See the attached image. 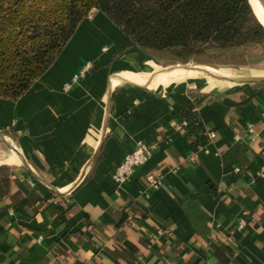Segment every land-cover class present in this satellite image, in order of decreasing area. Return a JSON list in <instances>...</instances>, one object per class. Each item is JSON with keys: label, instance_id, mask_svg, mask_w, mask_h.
Masks as SVG:
<instances>
[{"label": "crops", "instance_id": "0c3cea01", "mask_svg": "<svg viewBox=\"0 0 264 264\" xmlns=\"http://www.w3.org/2000/svg\"><path fill=\"white\" fill-rule=\"evenodd\" d=\"M148 51L94 7L22 95L0 97V165L10 168L0 264H264V176L250 182L264 159V66L167 72ZM186 101L206 139L216 131L195 162L187 155L200 133L174 126ZM140 138L154 144L150 158L117 183V164ZM157 169L165 182L144 192Z\"/></svg>", "mask_w": 264, "mask_h": 264}, {"label": "trees", "instance_id": "16d2710c", "mask_svg": "<svg viewBox=\"0 0 264 264\" xmlns=\"http://www.w3.org/2000/svg\"><path fill=\"white\" fill-rule=\"evenodd\" d=\"M103 10L134 45L189 58L208 48L264 39V24L250 0H0V97L22 95L56 59L92 8ZM180 63V61H175ZM194 103L180 108L205 142ZM0 196L10 168L0 165Z\"/></svg>", "mask_w": 264, "mask_h": 264}, {"label": "built area", "instance_id": "2783aa9c", "mask_svg": "<svg viewBox=\"0 0 264 264\" xmlns=\"http://www.w3.org/2000/svg\"><path fill=\"white\" fill-rule=\"evenodd\" d=\"M92 63H93L92 60H87L83 64V66L71 76L69 80H66L64 82L63 87L65 89L71 88L74 83L78 82L80 78L83 77L90 70ZM261 115L264 116V106L261 109ZM199 118H201L200 114H199ZM174 126L176 130H180V131L184 130L189 126V119L184 115H180L175 120ZM246 129L250 133H253L255 131V122L249 121L247 123ZM215 135H216L215 130L208 131L206 141L205 142L198 141L187 155L189 161L195 162L199 156V153L202 151L210 152L208 143L214 138ZM234 137L236 140H238L241 138V134L236 133ZM153 147L154 144H151L150 142L142 138L137 139L133 148L130 151H128L120 160V162L117 164L113 172L114 180L117 183H122L126 181L136 167L148 161V159L152 154ZM262 154L264 158V149L262 150ZM178 168L179 165L172 166L169 168V171L176 172ZM233 169L236 173L242 172V167L240 165H235ZM262 176H264V159L261 162V164L250 173V182H255L259 177ZM165 177H166V171L163 169H157L147 172L146 179L148 181V185L147 187L143 188V191L148 192L150 191L151 188H157L161 186L165 182ZM245 223H246V218L244 217V215H241L238 221L239 227H243Z\"/></svg>", "mask_w": 264, "mask_h": 264}, {"label": "rangeland", "instance_id": "374dc122", "mask_svg": "<svg viewBox=\"0 0 264 264\" xmlns=\"http://www.w3.org/2000/svg\"><path fill=\"white\" fill-rule=\"evenodd\" d=\"M264 7V0H259ZM264 9V8H263ZM148 54L154 55L158 60L164 62L161 66L166 69L161 71H172L180 65L185 66H212L217 71H229L241 73L252 71L259 66H264V39L261 41L248 42L225 48H208L205 52L195 54L189 58H180L171 51H158L149 49ZM175 61H180L176 63ZM202 70H194L191 73H201ZM187 72L185 68H179L173 74L183 76ZM226 74V73H224ZM165 73L159 77L164 78ZM212 83H217L213 80ZM211 83V84H212ZM5 174L0 172V177Z\"/></svg>", "mask_w": 264, "mask_h": 264}, {"label": "bare ground", "instance_id": "6f19581e", "mask_svg": "<svg viewBox=\"0 0 264 264\" xmlns=\"http://www.w3.org/2000/svg\"><path fill=\"white\" fill-rule=\"evenodd\" d=\"M250 1H251V3H252V6H253V8H254V11H255L256 15H257L258 17H260V19H262V20L264 21V11L262 10V7H261V5H260L259 0H250ZM262 20H261V21H262ZM262 23H263V22H262ZM263 24H264V23H263ZM135 80L139 81V83H143V81L140 80V79H135ZM163 80H164V78H160V80H156V83L163 82ZM170 80H172L171 77H170Z\"/></svg>", "mask_w": 264, "mask_h": 264}, {"label": "water", "instance_id": "95a60500", "mask_svg": "<svg viewBox=\"0 0 264 264\" xmlns=\"http://www.w3.org/2000/svg\"><path fill=\"white\" fill-rule=\"evenodd\" d=\"M251 2V1H250ZM252 5V3H251ZM253 7V6H252ZM254 9V8H253ZM259 18V17H258ZM261 21V20H260ZM262 22V21H261ZM210 74H212L213 76H216V77H221V78H233L234 76L232 74H216V73H213V72H210Z\"/></svg>", "mask_w": 264, "mask_h": 264}]
</instances>
